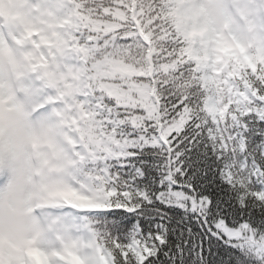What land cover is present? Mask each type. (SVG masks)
Wrapping results in <instances>:
<instances>
[{
  "label": "snow or ice",
  "instance_id": "6c2138e0",
  "mask_svg": "<svg viewBox=\"0 0 264 264\" xmlns=\"http://www.w3.org/2000/svg\"><path fill=\"white\" fill-rule=\"evenodd\" d=\"M33 2L0 16V162L42 195L8 206L86 235L16 264H264V67L217 63L218 21L240 44L230 11L264 0Z\"/></svg>",
  "mask_w": 264,
  "mask_h": 264
},
{
  "label": "clouds",
  "instance_id": "9594fccd",
  "mask_svg": "<svg viewBox=\"0 0 264 264\" xmlns=\"http://www.w3.org/2000/svg\"><path fill=\"white\" fill-rule=\"evenodd\" d=\"M243 18L247 19L248 24L237 28L241 41L245 44H248L249 41L264 42V8L258 10L254 7L249 8L243 14ZM250 51H254V49H250ZM11 135L15 141L20 140L21 129L19 124L12 129ZM2 155L0 178L6 174L10 177V180L6 187L0 188V246L6 251L12 252L18 258L29 261L36 260L38 257L29 252L33 247L32 244L28 243L30 239L35 242L36 247H41L40 241L46 239L48 247L43 248L46 251L60 248L62 244L48 225L38 221L37 217L41 213L39 208L27 215L9 208L10 200L13 205L19 208L22 199L29 193L35 194L33 196L34 204L41 203L36 197L42 195V189L39 186L38 177L35 179L34 184L26 183L23 169L15 162L12 151L8 147L4 148ZM52 164L55 167L56 161L54 158ZM37 225L40 226L39 229H37ZM56 245H59V247Z\"/></svg>",
  "mask_w": 264,
  "mask_h": 264
},
{
  "label": "rangeland",
  "instance_id": "374dc122",
  "mask_svg": "<svg viewBox=\"0 0 264 264\" xmlns=\"http://www.w3.org/2000/svg\"><path fill=\"white\" fill-rule=\"evenodd\" d=\"M0 4V16L4 18V23L6 25L14 23L23 24L25 22V18L20 12H18V9L28 8L30 5L31 8L35 7L33 0H0ZM12 5L15 10L12 8ZM247 24V19L243 18V15L240 12L234 9L230 11L229 26L232 33H234L240 41L241 39L237 28L238 26H247ZM218 27L220 28V31L225 34L226 39L218 47L217 63L223 60L224 62H228V65L230 64L232 68V76L239 75L243 69L248 67L253 69H256L257 66L264 67V51H262V49H264V42L255 43L254 41H249L248 44H245L244 42L238 44L228 37L227 34L229 27L225 26L223 20L218 21ZM250 49H254V51H250ZM9 180L10 177L6 174L0 178V188L6 187ZM104 198L105 197L101 196H96L94 198L73 196L71 199L77 204V206L80 207H97L102 206V200ZM37 219L41 223L48 225V227L53 230L54 235L61 241V244L71 240H76L77 242L82 243V236L86 235L83 230V225L76 222L78 218L71 212H62L59 214L41 212ZM57 219H60V222L54 223V220ZM39 227L40 226L37 225V229H39ZM40 246L42 248H47V240L42 239L40 241ZM56 246L59 247V245ZM88 246H91V242ZM1 251L3 253L2 264H16L18 257L14 256L12 252L6 251L2 246ZM29 252L30 254H35L32 248ZM70 259L71 264H83L79 257Z\"/></svg>",
  "mask_w": 264,
  "mask_h": 264
}]
</instances>
